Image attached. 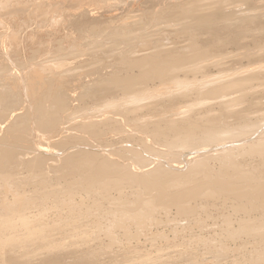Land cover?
<instances>
[{
  "label": "bare ground",
  "instance_id": "6f19581e",
  "mask_svg": "<svg viewBox=\"0 0 264 264\" xmlns=\"http://www.w3.org/2000/svg\"><path fill=\"white\" fill-rule=\"evenodd\" d=\"M9 1L1 0L0 9L13 7ZM83 1L68 0L67 4L77 9ZM97 3L92 0V4ZM53 8L45 0H18L13 7L42 15ZM173 10L167 19L158 14L150 19L147 14H136L110 27L113 44L95 46L98 65L85 75L107 70L114 62L119 69L96 79V85L87 86L78 96L81 105L73 107V97L59 91L62 83L50 74L53 66L65 67V59L53 60L49 70L38 66L30 69L23 85L26 98L0 82V221L17 216L26 228L5 239L1 249L37 243L22 248L39 254V249L61 248L63 241L69 240L71 245L89 247L79 256L92 260V256L114 248L119 231L129 242L153 233V228L161 224L176 232L179 223L185 229L205 227L204 215L212 217L216 202H220L231 206V211L222 215L226 227L221 237L197 235L196 242H209L206 250L217 257L246 251L251 263L264 264V109L255 100L263 91H250L255 90L254 80L264 84V62L222 68L219 75L203 79L180 75L192 63L194 73L212 76L202 62L217 57L221 62L227 57L212 53L214 44L227 40L220 28L254 21L264 15V4L255 6L252 0H190ZM171 35L177 39L172 40ZM123 46L125 55L118 52ZM2 70L8 76L7 68L1 67L0 78ZM14 71H10L12 76H19L18 70ZM68 71L73 69L64 72ZM31 75H39L40 82L30 81ZM154 79L161 80L162 87H144ZM44 90L51 93L50 100L41 98ZM101 93L104 95L93 104L85 102L87 96L95 98ZM193 93L195 98L191 97ZM160 96L169 101L168 109L154 112L153 105ZM28 99V110L15 113L20 110L17 105L25 106ZM242 102H248V107L240 106ZM249 108L257 109L256 119ZM31 109L36 113L35 128L50 140L49 147L57 149L58 156L47 157L41 150L30 149L27 137ZM139 109L142 113H136ZM75 112L79 115L72 122ZM7 121L3 134L2 124ZM107 131L121 136L120 148H105L103 135ZM72 144L74 149L70 151ZM40 147L49 148L43 142ZM32 152L36 153L29 156ZM187 152L190 157L184 161ZM185 165V170L177 168ZM23 169L31 172L27 177L36 179L32 193L19 190L26 178L21 176ZM51 212L56 216L47 220ZM156 234H161L158 228ZM101 235L109 241L92 249L91 240ZM157 237L154 234L152 239ZM226 238L236 245L231 248Z\"/></svg>",
  "mask_w": 264,
  "mask_h": 264
},
{
  "label": "rangeland",
  "instance_id": "374dc122",
  "mask_svg": "<svg viewBox=\"0 0 264 264\" xmlns=\"http://www.w3.org/2000/svg\"><path fill=\"white\" fill-rule=\"evenodd\" d=\"M17 1L18 0H10L9 3L12 4L13 2L12 6L15 7ZM22 1L31 2V0H20V2ZM45 1L47 6L53 5L55 8L50 9V11L44 15H42V13L33 14L29 11L20 9L14 10L11 6H9V10L0 9V21H2V26H0V68L2 67L3 69L5 67L8 70V76H4L6 75V71L2 70L0 82L12 86L17 93H20L26 98V90L24 91L25 86L23 85H25L27 72L37 66L38 68L41 67L42 70H49L50 67L48 64H52L53 60L65 59V67L57 68L53 66L52 72L49 73L55 81L59 80V82L62 83L59 91L66 93V96L71 95V97H73L70 101L72 106L75 107L83 103L78 100V96L85 91L87 86L90 84L96 85V79L98 80L110 74L111 71L119 69L118 65L114 62L107 70L97 71L94 75L90 76L85 75L86 72L98 65L99 56L94 54L96 50H94L95 46L106 45V47H109L113 44L112 33L108 31L110 27H115L125 20L128 21L131 16L136 14H147L149 19L151 16L158 14L162 18L165 17L167 19L174 13L173 8L176 7V9L179 10L181 5L190 0H98L99 3L97 4H92V0H84L82 6L77 9L70 8L67 4L68 0ZM252 2L255 6L264 4L262 0H252ZM12 14L14 16H12ZM59 19L60 22H58ZM223 23L224 22H220V24ZM263 26L264 15L256 17L255 20L251 22L242 21V23L231 24L228 27L222 28V30L220 28V33H222L227 40L225 43L221 42L220 44H214L213 47L215 48L212 53L221 54V57L227 55V57L223 58L221 62L216 61L219 57L214 60H203L202 62L203 64H207V73L212 74V76H206L201 72L194 73L192 63H190L187 64L188 66L184 69V72L180 73L181 77L187 74L190 78H209L213 77V75H219L220 70H223L222 68H227L225 70H229L234 67L239 68L254 64L255 62H264V30H260V27ZM247 27L251 29H247ZM171 37L172 40L177 39L175 35H171ZM180 39L182 40L183 38ZM207 44L208 43H205V45ZM119 49V54L123 53L125 55V47H119ZM73 51L75 53H72ZM79 51L82 53L76 55L80 53ZM123 54L122 57L124 58L125 56ZM110 61H115V59H111ZM211 61H216L217 64H213ZM20 63H27V65L22 67L19 66ZM14 69L18 70L19 76H12L13 74L10 71L13 72ZM68 69H73V71H68L70 73L64 72ZM8 72L11 74H8ZM75 72L82 73V75L72 76ZM14 73H16V71H14ZM63 75L65 77L62 78ZM43 79H45V77ZM39 80V75L30 76V81L38 83L40 82ZM258 81L259 80H254L252 82L255 90L252 89L250 91H263L258 95L259 99L255 100L262 103H258L257 105L264 109V84L258 85ZM161 84V80L154 79L146 83L144 87L153 89L162 87ZM118 93L119 96L122 95V92ZM237 94L238 93H235L233 95ZM40 95H42L41 98L43 100L46 97H48L49 100L51 99V93L48 90L42 91ZM102 95H104V93L96 94L95 98L87 96L85 102L89 105L93 104L92 102ZM195 96L196 95L193 93L191 97L195 98ZM191 97L185 99H190ZM158 99L159 100L154 103L152 110L158 112L168 109L167 104H169V101H167L166 97L160 96ZM181 100L184 99L180 98L179 101ZM25 103V106L17 105V108H20V110L15 111V113L23 112L29 106V99L26 100ZM247 105L248 102H242L240 106L248 107ZM251 110L253 111L251 112ZM255 110L257 109H248V111L253 114L252 117L254 119H256V113H258L255 112ZM72 111L74 112V110ZM248 111L247 113L249 114ZM136 113H142V110L139 109ZM78 115L79 113L75 112L71 116V121L75 122ZM105 115L107 116V114ZM102 117L103 116L98 118L101 119ZM118 118L122 117L118 116ZM35 120L36 113L31 109L29 123L31 129L27 137V143L30 145V149L32 148V151L37 152L41 150L47 157L58 156L59 154L56 153L57 149L49 147L52 145L50 140L43 138L42 132L35 128ZM67 120L68 119H65L64 122ZM3 124H5V126ZM3 124L4 134L7 131L8 127L6 126L9 123L7 121ZM54 136L58 138L59 131L55 133ZM261 137H264V135ZM103 139L106 146H108L105 148L110 147L109 149H117L122 146L121 136L116 135L114 132L107 131L106 134L103 135ZM42 142L43 145L49 148L43 150V148L40 147V143ZM74 145L75 144L69 146L70 151L74 149ZM35 153L36 152H32V155L30 154L29 156H33ZM187 157H190L189 152L185 153L184 161H188ZM49 162L52 163V161ZM177 168L185 170L187 165L183 167L178 166ZM20 172L21 176H25L26 178L24 179L25 183H22L19 190H21V192L26 191L32 193L35 190L34 184H36V179L27 177L31 173L27 169H23ZM9 197L12 198V194H9ZM216 205L218 206L213 209L212 217L208 218L204 215L207 220V225L205 227L200 228L198 225H193L185 229L184 226L179 223V230L176 232L171 229V226L161 224L153 228V233L141 235L140 237L131 239L129 242H127L126 238L121 234L122 232L119 231V242L114 248L92 256V260H90L91 258H81L79 256L85 248L87 249L89 247H83L82 245L74 243L71 245L69 240H64V245L61 248H55L51 251L39 249V254L38 252L36 254V252L30 249L25 250L22 248L24 246L32 247V245L35 247L37 243H23L20 244L21 246L15 248L14 246L9 248V245L6 250L0 248V264H144L145 261H149L147 264H253L250 262L249 252L231 251L217 257L214 252H208L206 250L205 246H207L209 242H196L197 235H205L204 237H221L220 234L223 228L226 227L222 215L226 212L229 213L231 211V206H224L220 202H216ZM55 216L56 215L51 212L46 218L50 220L54 219ZM90 219L94 221L95 217L91 215ZM181 220L185 222L184 218ZM19 228L26 229L17 216H12L8 222L0 221V246H3L5 239L14 236ZM157 228L161 232L160 235L156 234ZM91 229H93V227L89 226V230ZM154 234L158 237L152 239ZM108 241L105 235L97 236L96 239L91 240L90 247H92V249L103 247ZM224 241L228 243L231 248L236 245L235 241L229 238L224 239ZM240 243L241 241L238 242V245ZM45 245H47V243H45ZM251 246L250 243V247ZM67 247L71 248L66 249Z\"/></svg>",
  "mask_w": 264,
  "mask_h": 264
}]
</instances>
